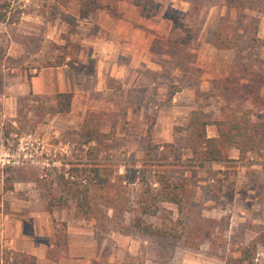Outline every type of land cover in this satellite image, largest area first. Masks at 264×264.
<instances>
[{
    "label": "rangeland",
    "instance_id": "374dc122",
    "mask_svg": "<svg viewBox=\"0 0 264 264\" xmlns=\"http://www.w3.org/2000/svg\"><path fill=\"white\" fill-rule=\"evenodd\" d=\"M152 1L158 9L151 18L141 17L126 0H108L116 15L106 13L142 19L144 27L139 31L151 61V68L137 81L144 87L133 88L128 78L109 81L105 89L91 91L88 102L72 100L74 94L67 93L71 100L62 113L54 110L55 95L15 98L14 78L28 79L33 69L63 64L83 76L95 66L81 47L88 36L78 22V7L73 0L11 1L10 13L19 18L15 23H0V147L10 158L0 169V219L10 214L13 199L44 201L36 183L19 181L22 168L43 176L61 163L86 160L87 146L82 145L80 134L87 115L101 114L89 126L99 121L103 144L91 148L89 155L112 162L120 174L129 170L124 225L139 217L137 172L141 170L146 180H152L153 173H165L185 186L181 214L174 205H162L172 219L179 216L188 226L201 217L214 219L217 225L195 253L179 243L171 247L140 235L120 234L116 220L105 225L86 220L95 236L129 237L136 253H146L153 263L186 264L188 257L193 264H224L251 244L258 230L264 231V153L244 160L219 142L223 161L201 166L198 147L188 140L184 128L192 112L207 123L206 137L217 135L213 122L237 111L249 110L253 120H264V0H237L232 7L223 0ZM97 29L91 25L88 32L96 35ZM181 38H189L188 43L180 44ZM112 100L119 104L110 105ZM63 212L80 217L73 209ZM142 221L158 224L150 217ZM60 229L55 242L62 244ZM250 264H264V247L256 245Z\"/></svg>",
    "mask_w": 264,
    "mask_h": 264
},
{
    "label": "trees",
    "instance_id": "16d2710c",
    "mask_svg": "<svg viewBox=\"0 0 264 264\" xmlns=\"http://www.w3.org/2000/svg\"><path fill=\"white\" fill-rule=\"evenodd\" d=\"M11 1L0 0V23L17 22L19 15L16 17L10 13ZM73 1L78 7L79 19L96 10L108 15H116L115 6L111 7L108 0ZM236 1L223 0V3L226 7H232ZM126 2L137 8L140 16L145 19L153 17L158 9V4L152 0H126ZM15 12L21 13L18 10ZM188 41L189 38H181L180 44L186 45ZM92 72L91 67L86 75ZM53 100L54 110L62 113L69 106L71 95L56 94ZM100 116L102 115L86 116L84 125L86 128L84 127L80 134L82 145L87 146L85 161L61 163L60 167H51L43 176L34 173L32 169L22 168L19 181L34 182L38 185L39 194L44 199L49 213L73 209L82 219L93 220L99 225L114 224L116 220L120 234L140 235L171 247L179 243L183 249L195 253L201 243L211 238L217 222L214 219L197 217L187 226L179 216L172 219L171 212L162 205H174L177 213L181 214L185 186L175 184L165 173H153L152 180L149 181L145 179L144 170L137 172L141 184L137 202L139 217L123 224V215L129 210L128 186L131 180V177H128L129 170L124 169V173L120 174L118 167L112 162L96 160L97 158L89 155L97 145L103 144L104 136L98 129L99 121L94 126H89L93 118ZM213 125L216 126V137H206L207 123L201 121L196 113L192 112L184 128L188 140L198 147L199 165L223 161L219 142L234 149L238 157L244 160H251L264 153V120H253L249 110L234 112L225 120L213 122ZM91 142L94 143L93 146H89ZM143 217L157 219L158 224L144 223ZM60 232L64 235V224ZM257 244L264 247V231L258 230L254 241L241 248L236 258L225 259L224 264H250ZM0 264H34V257L3 248L0 249Z\"/></svg>",
    "mask_w": 264,
    "mask_h": 264
},
{
    "label": "crops",
    "instance_id": "0c3cea01",
    "mask_svg": "<svg viewBox=\"0 0 264 264\" xmlns=\"http://www.w3.org/2000/svg\"><path fill=\"white\" fill-rule=\"evenodd\" d=\"M78 22L84 24L88 36L82 39L81 47L87 51L88 59L94 61L92 74L80 76L65 64L33 69L28 79L22 75L14 78L15 98L27 94L49 98L72 92V100L78 97L88 102L91 91L105 89L109 81L120 83L125 78L133 88L144 87L137 81L142 79L151 61L139 31L144 27L140 17L137 20L124 15L114 18L96 10ZM91 25H97L96 35L88 32ZM81 57L79 54V61ZM88 63L93 65L91 61ZM129 71L132 74L127 77ZM12 99L10 97L8 102ZM117 104L119 102L114 100L110 102V105ZM9 203L10 214H6L3 221L0 219V241H4L6 249L33 256L34 264H159L149 261L146 253L137 254L136 244L129 237L111 233L106 239L97 238L86 220L63 211L49 213L41 199H13ZM63 223L64 244H61L59 240L55 242V236ZM188 260L184 258L186 264H193Z\"/></svg>",
    "mask_w": 264,
    "mask_h": 264
},
{
    "label": "built area",
    "instance_id": "2783aa9c",
    "mask_svg": "<svg viewBox=\"0 0 264 264\" xmlns=\"http://www.w3.org/2000/svg\"><path fill=\"white\" fill-rule=\"evenodd\" d=\"M10 158L8 154L0 147V169L3 168L6 164H8Z\"/></svg>",
    "mask_w": 264,
    "mask_h": 264
}]
</instances>
